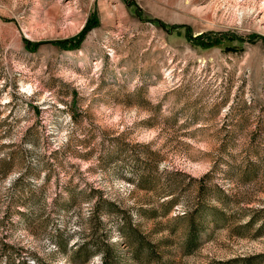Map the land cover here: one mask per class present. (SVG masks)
<instances>
[{"label": "rangeland", "instance_id": "obj_1", "mask_svg": "<svg viewBox=\"0 0 264 264\" xmlns=\"http://www.w3.org/2000/svg\"><path fill=\"white\" fill-rule=\"evenodd\" d=\"M109 252L264 264V0H0V264Z\"/></svg>", "mask_w": 264, "mask_h": 264}, {"label": "trees", "instance_id": "obj_2", "mask_svg": "<svg viewBox=\"0 0 264 264\" xmlns=\"http://www.w3.org/2000/svg\"><path fill=\"white\" fill-rule=\"evenodd\" d=\"M107 251H110V248H108V250ZM110 252H109V254H103L102 255V259H103V264H108L109 263V260L108 259H110L111 257H110ZM111 256H112V254H111Z\"/></svg>", "mask_w": 264, "mask_h": 264}]
</instances>
